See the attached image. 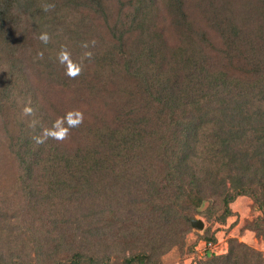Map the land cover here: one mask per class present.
Listing matches in <instances>:
<instances>
[{
	"label": "trees",
	"instance_id": "trees-1",
	"mask_svg": "<svg viewBox=\"0 0 264 264\" xmlns=\"http://www.w3.org/2000/svg\"><path fill=\"white\" fill-rule=\"evenodd\" d=\"M213 196L264 218V0H0V264H165Z\"/></svg>",
	"mask_w": 264,
	"mask_h": 264
},
{
	"label": "rangeland",
	"instance_id": "rangeland-1",
	"mask_svg": "<svg viewBox=\"0 0 264 264\" xmlns=\"http://www.w3.org/2000/svg\"><path fill=\"white\" fill-rule=\"evenodd\" d=\"M219 19H222V17H219ZM210 21L211 16L208 17V19L203 17L198 21L200 27L198 32L210 36L211 29L208 28ZM198 37L203 39V36ZM217 45H219V43L215 46ZM102 103L103 105H100L102 106V110H106L108 114L112 115L114 106L109 102L107 103L108 106L104 105V101H102ZM75 104L78 106L65 110L64 114L78 113L75 120L80 124L78 128L81 131L80 133L84 134L83 130L92 123V120H89L90 117H88V114H92L93 111L87 112L85 104L82 102H75ZM84 115L86 120L83 118ZM106 123H109V121H106ZM59 143L62 148L65 147L62 141H59ZM230 209L231 216L227 217L224 221V219L221 220L220 218L223 213V207L217 204L216 198L213 196L211 199L205 201L198 209L194 219L201 220L204 223V228L201 230L192 224L191 229L188 230V235L184 244L173 248L165 255V264H178L180 252L193 253L194 257L201 259L198 264H205L206 259L204 255L208 247L207 241L211 239L215 240V242L211 243H213L212 252L216 254H224L227 251L229 252L232 247H240L246 244L251 249L261 252L264 258V228L260 231L256 226H264V221H262L264 218H261L262 210L259 204H257L253 198L239 196L230 204ZM62 218L63 217H61L60 220H62ZM22 245L28 244L19 240V249ZM64 250L63 254L66 255L71 249L68 247V249L65 248ZM190 261V259H187L185 264H189Z\"/></svg>",
	"mask_w": 264,
	"mask_h": 264
},
{
	"label": "water",
	"instance_id": "water-1",
	"mask_svg": "<svg viewBox=\"0 0 264 264\" xmlns=\"http://www.w3.org/2000/svg\"><path fill=\"white\" fill-rule=\"evenodd\" d=\"M192 224H193V226H195L201 230L204 228V223L201 220H193Z\"/></svg>",
	"mask_w": 264,
	"mask_h": 264
},
{
	"label": "built area",
	"instance_id": "built-area-1",
	"mask_svg": "<svg viewBox=\"0 0 264 264\" xmlns=\"http://www.w3.org/2000/svg\"><path fill=\"white\" fill-rule=\"evenodd\" d=\"M212 245H213V243H211V242L209 244H207V246L209 247V248L207 247V249H210L212 251Z\"/></svg>",
	"mask_w": 264,
	"mask_h": 264
},
{
	"label": "clouds",
	"instance_id": "clouds-1",
	"mask_svg": "<svg viewBox=\"0 0 264 264\" xmlns=\"http://www.w3.org/2000/svg\"><path fill=\"white\" fill-rule=\"evenodd\" d=\"M42 39H46V37H42Z\"/></svg>",
	"mask_w": 264,
	"mask_h": 264
}]
</instances>
